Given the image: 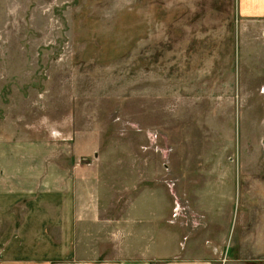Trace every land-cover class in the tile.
Instances as JSON below:
<instances>
[{
	"label": "rangeland",
	"instance_id": "1",
	"mask_svg": "<svg viewBox=\"0 0 264 264\" xmlns=\"http://www.w3.org/2000/svg\"><path fill=\"white\" fill-rule=\"evenodd\" d=\"M247 7L0 0V172L93 185L97 238L135 207L128 220L163 228L209 209L229 264L245 217L264 218V11ZM171 185L185 190L172 213Z\"/></svg>",
	"mask_w": 264,
	"mask_h": 264
},
{
	"label": "crops",
	"instance_id": "2",
	"mask_svg": "<svg viewBox=\"0 0 264 264\" xmlns=\"http://www.w3.org/2000/svg\"><path fill=\"white\" fill-rule=\"evenodd\" d=\"M246 4V11H264V0H246ZM57 185L41 189L40 169L0 172V264H221L227 240L224 237L221 242V225L207 216L209 209L192 222L184 216L168 218L163 228L161 220H128L136 215L135 207L128 219L105 218L102 231L109 234L97 238V223L89 221L95 207L94 199L89 198L90 193L94 196L93 189L89 192L93 185L62 181ZM182 188L171 185L169 191L164 189L170 213ZM100 198L97 204L103 202ZM245 218L237 242L231 246L229 264H264V218ZM189 223H193L191 227ZM119 230L124 234H117V245L109 252L105 240L114 239ZM161 230L166 234L153 238ZM185 233L195 238L190 247H183ZM170 245L172 249L166 248ZM96 254L100 257L95 258Z\"/></svg>",
	"mask_w": 264,
	"mask_h": 264
}]
</instances>
